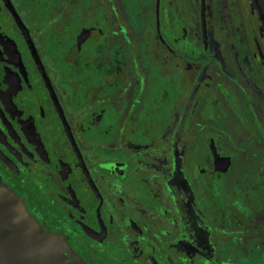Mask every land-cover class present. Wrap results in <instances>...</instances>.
<instances>
[{
    "label": "flooded vegetation",
    "instance_id": "1",
    "mask_svg": "<svg viewBox=\"0 0 264 264\" xmlns=\"http://www.w3.org/2000/svg\"><path fill=\"white\" fill-rule=\"evenodd\" d=\"M0 185L59 264H264L263 0H0Z\"/></svg>",
    "mask_w": 264,
    "mask_h": 264
},
{
    "label": "water",
    "instance_id": "2",
    "mask_svg": "<svg viewBox=\"0 0 264 264\" xmlns=\"http://www.w3.org/2000/svg\"><path fill=\"white\" fill-rule=\"evenodd\" d=\"M66 248L61 237L43 230L16 192L0 185V264H59Z\"/></svg>",
    "mask_w": 264,
    "mask_h": 264
}]
</instances>
